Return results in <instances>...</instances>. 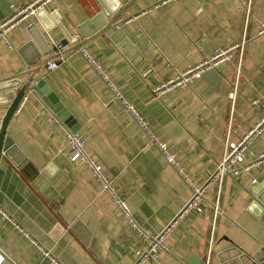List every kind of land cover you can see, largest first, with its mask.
Instances as JSON below:
<instances>
[{
  "label": "crops",
  "instance_id": "obj_1",
  "mask_svg": "<svg viewBox=\"0 0 264 264\" xmlns=\"http://www.w3.org/2000/svg\"><path fill=\"white\" fill-rule=\"evenodd\" d=\"M31 1L0 0V24L12 15L11 7ZM99 3L50 0L42 15L49 29L31 15L0 39V81L19 76L23 85L33 71L31 84L43 81L46 95L62 108L54 113L26 91L6 127L9 144L0 154V264H135L149 246L150 239L130 225L89 165L70 161L60 127L86 141V157L100 167L136 227L158 235L191 197L185 179L204 185L222 161L225 143L238 141L259 121L264 0H106L110 18L124 9L111 36L70 50L102 27ZM32 23L51 53L39 56L37 45L29 44ZM230 47L235 48L229 60L158 98L153 95V87ZM44 61H54L56 68L48 71ZM4 94L0 127L8 109ZM262 153L264 132L235 167L239 174L227 172L211 185L202 211L181 216L165 234L158 258L143 264H242L240 253L252 259L264 250V208L247 191L264 182Z\"/></svg>",
  "mask_w": 264,
  "mask_h": 264
},
{
  "label": "built area",
  "instance_id": "obj_2",
  "mask_svg": "<svg viewBox=\"0 0 264 264\" xmlns=\"http://www.w3.org/2000/svg\"><path fill=\"white\" fill-rule=\"evenodd\" d=\"M48 1L50 0H32L28 5L19 8L11 7V9L13 10L12 15L10 16L9 19H7L5 22L0 24V39L6 40L7 33L15 23L22 21L31 15H35L38 11L44 9ZM258 35H264V25H261L258 31ZM233 48L235 47L218 50L207 61H204L203 63L196 65L193 68L183 71L182 73L177 75V77L174 80H171L166 84L153 87L152 88L153 95L156 98H158L159 95L162 94V92L168 91L175 86L185 85L191 78H195V77L197 78L200 75H202L204 72L212 70L216 65L221 64L232 57ZM80 53L88 61L91 67L102 77L104 82H106V85L110 88L114 97L117 99H121L120 94L116 89V87L113 85L112 82L109 81L108 77L101 72V70L97 66V63L91 59L90 54L84 49H81ZM55 68H56V63L54 61L48 63L46 66V69L48 71L54 70ZM234 96L235 93L234 91H232L229 94V98L234 99ZM123 104L130 113L136 116L135 111L132 107L127 105L125 102H123ZM255 104L256 101H253L252 105ZM18 109L19 107L17 108L16 112L18 111ZM139 126L145 131H148V127L146 126V124L141 122L140 120H139ZM60 129L64 134L65 139L70 147V153H69L70 161L74 162L77 160H81L86 162L89 165V167L92 169V174L94 178L97 181H99L102 184L103 189L107 193H109V195L115 201L116 205L122 210L124 217L130 223V225L137 231L139 235L150 239L149 246L144 251H140L137 255V260L135 264H143L150 259L158 258L159 251L163 250L162 243L165 234L170 229H172V227L175 226V224H177L181 216H183L184 214L190 211H195V212L202 211L204 194L211 185H213L214 183H219L223 175L226 174L227 172H231L234 175L239 174L240 171L235 170V167L244 162L245 153L251 147L252 140L254 139V137L259 135L261 132H264V106L262 108L259 121L253 129H251L246 135L241 137L238 141L225 143L222 161L218 165L215 173L204 183V185H202L201 187H195L192 185V183L189 180L185 179L186 184L191 189V197L187 202V204L182 209L181 213L164 229V231H162V233L158 235H149L148 233L139 230L136 227V225L132 222L124 204L113 196L112 190L107 180L105 179L104 175L102 174L100 167L94 161L89 160L86 157L84 153V147L86 141L79 135L66 131V129H64L63 127H60ZM160 148L165 154L164 149L162 147ZM165 158L170 164L173 163L172 157H169L167 154H165ZM258 162L259 163L264 162V153L258 156Z\"/></svg>",
  "mask_w": 264,
  "mask_h": 264
},
{
  "label": "water",
  "instance_id": "obj_3",
  "mask_svg": "<svg viewBox=\"0 0 264 264\" xmlns=\"http://www.w3.org/2000/svg\"><path fill=\"white\" fill-rule=\"evenodd\" d=\"M101 3H99V1L97 0V2L99 3V7H100V12H99V18L101 17L102 20V27L98 26L96 28V31L86 37L84 39V41H81L76 47L70 49V50H77L80 47H82L83 45L87 44L88 41L100 36V35H107V36H111V31H112V25L116 22V20L119 18V16L121 15V13L123 12L124 9H121V11H118L116 14H114V16L112 18L111 14H109L106 10H110L109 7H107V3L106 0H100ZM36 17L39 19V21L41 23H43L44 25V29L47 30L49 29L48 25H46V19L43 17L44 16V9L38 11L36 14ZM48 15L52 18V20H54L53 15L51 13V11L48 13ZM45 19V20H44ZM55 23V21H54ZM27 32L30 34L31 36V43L29 44H36L38 47V55L39 56H45L49 53L52 52V50L45 44L44 38L42 37V35H40L36 29L35 24H30L27 26ZM66 43L63 42L62 46H65ZM47 62L48 61H44L43 63H41V66L43 68L46 69L47 66ZM30 75H32L30 77V79L28 80V82L24 83L23 85H20V81H19V76H11L8 77L4 80L0 81V95L4 94L7 95L8 98L7 100V104H8V109L5 113V116L1 122V127H0V154L2 152H4L7 147H8V140L5 137V131H6V127L11 119V117L13 116V114L15 113V111L17 110V108L20 105V102L22 101V99L24 98L25 92L26 91H30L32 94L38 96L42 101H44L43 103L52 111H54V113H57L58 111L60 112V110L62 111V108L57 104V101L54 98H50L49 96L46 95V91L43 89V81H38L35 85H32V80L34 77V73L33 71H30L29 73ZM64 114V113H63ZM64 120V119H63ZM7 140V142H6ZM5 153V152H4ZM256 184V183H252L251 186H249L247 188V191H249L251 193V195L254 197V199L259 202L260 204L263 205L264 208V182L262 184ZM259 189H263L262 191H259ZM262 192V193H260ZM241 257V261L246 260L245 262H242V264H264V250L262 249L257 255H255L252 259L245 257L243 255H241V253L239 254ZM256 261V262H255ZM201 264H207L206 261H203Z\"/></svg>",
  "mask_w": 264,
  "mask_h": 264
}]
</instances>
